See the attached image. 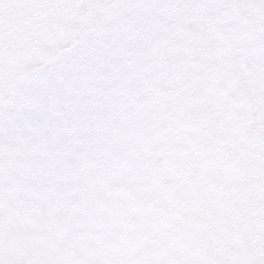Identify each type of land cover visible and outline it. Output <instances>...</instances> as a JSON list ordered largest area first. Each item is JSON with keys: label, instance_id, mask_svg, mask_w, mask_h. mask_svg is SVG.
Instances as JSON below:
<instances>
[{"label": "snow or ice", "instance_id": "obj_1", "mask_svg": "<svg viewBox=\"0 0 264 264\" xmlns=\"http://www.w3.org/2000/svg\"><path fill=\"white\" fill-rule=\"evenodd\" d=\"M0 264H264V0H0Z\"/></svg>", "mask_w": 264, "mask_h": 264}, {"label": "rangeland", "instance_id": "obj_2", "mask_svg": "<svg viewBox=\"0 0 264 264\" xmlns=\"http://www.w3.org/2000/svg\"><path fill=\"white\" fill-rule=\"evenodd\" d=\"M114 23V14L108 9H101L95 15L94 26L97 30H103L104 28L113 25ZM161 35L159 28L153 35V39H157ZM85 63L90 69L88 87L92 86V81L97 73L103 71V65L100 62V58L95 54V52L89 48L85 52L84 56Z\"/></svg>", "mask_w": 264, "mask_h": 264}]
</instances>
